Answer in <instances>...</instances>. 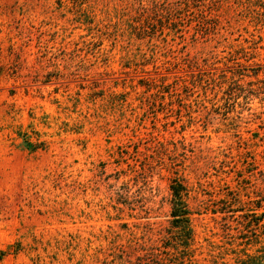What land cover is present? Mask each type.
Listing matches in <instances>:
<instances>
[{"label":"rangeland","instance_id":"374dc122","mask_svg":"<svg viewBox=\"0 0 264 264\" xmlns=\"http://www.w3.org/2000/svg\"><path fill=\"white\" fill-rule=\"evenodd\" d=\"M247 1L264 3L0 0V264L254 251L239 212L212 214L264 212V27ZM172 180L191 213L182 263L163 248Z\"/></svg>","mask_w":264,"mask_h":264},{"label":"trees","instance_id":"16d2710c","mask_svg":"<svg viewBox=\"0 0 264 264\" xmlns=\"http://www.w3.org/2000/svg\"><path fill=\"white\" fill-rule=\"evenodd\" d=\"M194 1L197 3H202L205 0ZM187 2H189V0H187ZM248 2L249 1H247L246 5L249 4L248 7H250V9L252 8V11L261 17L260 21H253V24L255 26L264 27V3L255 2L250 4ZM253 76H257V73L254 72ZM24 144L29 150H36L39 148L36 143H33L32 145L26 140L24 141ZM169 191L171 197L169 212L170 232L167 238L168 241L166 240L163 248L173 250L177 254L179 252V255L182 256L180 257L182 263L185 259L187 260L188 256L186 253L189 251V247L193 242V230L190 225L191 213L185 203L184 198L187 192L184 186L176 180H172L169 184ZM259 208H261L260 205L254 206L251 209H238V206L232 205L231 207H226V209L221 208L212 212V214L222 215V219L227 216L232 217V215H234L236 212H239V219H244L241 223H239L243 229L246 232H251L250 230H257L260 234V238L262 236L263 241H259L256 237L253 240H247L246 237V239L242 238L241 240H244V246L255 248L251 253H247V250H241L238 252L234 264H264V212L258 213L257 210Z\"/></svg>","mask_w":264,"mask_h":264}]
</instances>
